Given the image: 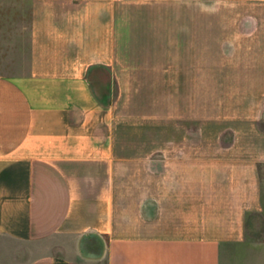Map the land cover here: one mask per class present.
<instances>
[{
  "label": "crops",
  "instance_id": "crops-1",
  "mask_svg": "<svg viewBox=\"0 0 264 264\" xmlns=\"http://www.w3.org/2000/svg\"><path fill=\"white\" fill-rule=\"evenodd\" d=\"M28 1V70L0 73V264H264V0ZM173 7L182 50L213 33L225 129L126 147L121 100L94 82L150 81L131 33H173ZM194 63L181 83L204 85Z\"/></svg>",
  "mask_w": 264,
  "mask_h": 264
},
{
  "label": "rangeland",
  "instance_id": "rangeland-1",
  "mask_svg": "<svg viewBox=\"0 0 264 264\" xmlns=\"http://www.w3.org/2000/svg\"><path fill=\"white\" fill-rule=\"evenodd\" d=\"M171 14L173 33H131L130 40L133 48L127 55L126 61L140 67H150L151 82L143 80L145 83L141 85L119 87L108 71H103L94 82V88L98 94L107 90L111 101L118 97L121 100L120 105L125 117L122 122L120 140L125 142L126 147L139 142H147L149 138L157 143H163L170 139L171 133L173 139H180L181 129L185 134H189L187 137L189 141H213L216 132L226 125L224 118H214L216 87L212 85L211 76L213 33H205L206 44L197 48L198 54L190 53V48H184L183 51L180 41L179 7H173ZM30 19L28 0H0V73L17 74L28 70ZM134 20L132 25L140 29L138 17H134ZM164 28V23L158 27L162 32ZM168 39H171L170 50L166 47ZM228 53L227 48L226 54ZM194 62H202L201 64L204 65V85L192 84L190 80H184L181 83L183 78L191 79L196 76V71L190 67ZM182 66H186L188 70L182 71ZM160 67L169 68L167 77L171 80L167 79L166 82H171V84H165L162 78L164 71ZM199 72L201 73V70ZM105 80L109 82L108 88L99 85ZM217 90H219L218 87ZM182 110L185 113L184 117H182ZM166 114L170 116L167 118ZM168 122L169 126H172L170 132H166ZM262 126L264 127V123ZM223 129L225 128H221ZM232 139L233 134H229L228 129L221 132L222 141ZM257 221L259 224L260 218Z\"/></svg>",
  "mask_w": 264,
  "mask_h": 264
}]
</instances>
